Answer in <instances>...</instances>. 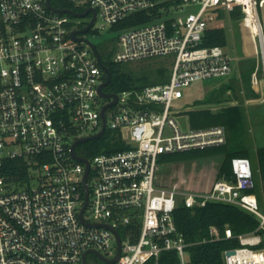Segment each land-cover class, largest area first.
I'll use <instances>...</instances> for the list:
<instances>
[{"label":"built area","instance_id":"obj_1","mask_svg":"<svg viewBox=\"0 0 264 264\" xmlns=\"http://www.w3.org/2000/svg\"><path fill=\"white\" fill-rule=\"evenodd\" d=\"M69 1L74 11H96L79 37L114 30L137 12L154 15L115 30L113 60L170 55V79L119 92L109 83L103 90L117 100L103 117V107L115 99L99 92L107 73L91 46L72 35L88 25L93 11L83 21L47 0H0V264H84L90 250L118 255L117 264H157L164 251L175 250L187 264L190 243L176 209L180 202L196 207L209 201L237 205L259 220L254 231L235 235L241 245L224 250L225 264H264V204L251 191L250 158L235 157L233 175L217 176L205 190L169 185L158 174L163 154L226 143L224 125L194 128L174 103L192 82L233 71L226 46L202 45L219 10L240 6L243 25L258 35L264 55V0ZM250 9L258 20L254 31ZM103 127L100 137L73 149ZM105 134L107 143L93 153L86 143ZM9 159L23 160L27 174L5 169ZM233 236L227 225L225 237ZM220 237L213 225L203 241Z\"/></svg>","mask_w":264,"mask_h":264},{"label":"trees","instance_id":"obj_2","mask_svg":"<svg viewBox=\"0 0 264 264\" xmlns=\"http://www.w3.org/2000/svg\"><path fill=\"white\" fill-rule=\"evenodd\" d=\"M57 7L76 8L69 0H51ZM77 9V8H76ZM227 11L219 10L217 20L208 27L204 33L202 45L226 46L228 43L227 30L222 25L224 14ZM231 18L243 17V9L236 6L228 11ZM154 15L147 11L132 14L127 19L113 26L114 30L134 24H140L152 19ZM98 48V47H97ZM99 51V49H98ZM101 57L102 54L99 51ZM103 59V57H102ZM109 67L112 79L109 89L119 92L124 89L142 87L145 85L164 83L170 79L169 69H159L161 76H150L147 73H137L133 70L122 68V63L113 59L103 60ZM226 87H233L232 84ZM224 88V86H223ZM215 95L212 94L206 101L198 100L196 105L184 111L188 115L189 122L194 128L207 127L221 124L226 127L227 141L222 145L208 146L205 148H196L187 151L163 154L160 163L173 162L180 159H191L196 157H208L211 155H223L218 177L233 175V159L235 157L250 158L249 145L252 141L249 130L248 117L243 105L228 104L219 110H213L212 104L217 102ZM252 123L264 122V107H259L251 113ZM261 131L255 133L257 170L259 179L256 181L252 192H256L259 200L264 202V126ZM107 143V134L101 139L88 141L86 144L92 147L93 153L99 152L103 145ZM90 154V153H88ZM5 169L20 170L22 175L27 174L28 167L21 159H9L5 162ZM255 178V174H254ZM175 218L179 229L183 232L186 240L190 243L187 248L189 260L187 264H225L224 250L241 245L239 238L235 235L240 233H249L254 231L259 220L250 212L230 203L209 201L204 206L187 207L180 202L175 212ZM217 226L221 237L212 241H203L209 237L211 226ZM230 226L234 236L225 237V227ZM145 264H156L155 259H150ZM157 264H181L180 257L175 250L164 251Z\"/></svg>","mask_w":264,"mask_h":264},{"label":"rangeland","instance_id":"obj_3","mask_svg":"<svg viewBox=\"0 0 264 264\" xmlns=\"http://www.w3.org/2000/svg\"><path fill=\"white\" fill-rule=\"evenodd\" d=\"M259 13L264 24V7L259 9ZM244 14L245 11L243 10V16ZM229 15L230 13L227 11L223 19H221V24L227 30L228 43L226 48L233 57L232 73L229 76H219L192 82L183 89L184 96L174 103V107L187 110L194 107L196 101H206L212 94L218 99L217 102L212 104L213 110H219L228 104L239 103L243 105L248 117L250 136L252 138L249 145L250 160L255 179L258 181L256 138L254 135L257 131H261L264 122L252 123L251 113L259 107H264V55L258 35L253 34L249 28L243 25V17L234 19ZM82 18L83 21L91 19L89 15ZM87 36L96 44L103 60L114 58V53L117 49V31L109 29L101 34L88 32ZM172 65L173 61L170 55L122 62L123 69L133 70L137 73H147L152 77L161 76L159 69H169L171 73ZM229 84H232L233 87H226ZM107 88L109 89V86ZM223 159V155H211L160 163L158 165L159 178L162 182L169 185L205 190L211 186L218 176ZM262 204L264 203L262 202ZM187 257L189 256L187 255ZM87 260L90 264H117L116 261H105L94 252L88 254Z\"/></svg>","mask_w":264,"mask_h":264},{"label":"water","instance_id":"obj_4","mask_svg":"<svg viewBox=\"0 0 264 264\" xmlns=\"http://www.w3.org/2000/svg\"><path fill=\"white\" fill-rule=\"evenodd\" d=\"M47 5H48L50 8H52V9H54V10H57V11H59V12H68V13H71V14L76 15V16H85V15L89 12V10L91 9V8H90V9H87V10L84 11V12H77V11H74L73 9H71V8H69V7H62V8H60V7H55V6L51 3V0H47ZM91 10H92L93 13H94V16H93L92 20H91V21L88 23V25L85 26L84 28H82V29H80V30H76V31H74V32L72 33V35H73L74 38H76V39H78V40L83 39L85 42H87V43L91 46V48L93 49L94 53L96 54V57H97V59H98V62H99V64H100V66H101V67L106 71V73H107L106 80H105V81L100 85V87H99V92H100V94H102V95L105 96V97L113 96L115 99H114L113 101H111L110 103L106 104V105L103 107V111H102V112H103V117H104V111H105L106 107L109 106V105H112V104L115 103L116 100H117V95H116V93H107V92H105V91L103 90V87L106 86V85H108V84L110 83V81H111V79H112V74H111V71H110L108 65L103 61V59H102V57H101V55H100V53H99V51H98V48H97L96 44H95L94 42H92L89 38H86V37H79V36H77V33H78V32H80V33L87 32V31L90 29V26L92 25V23L94 22V20H95V18H96V11H95V9H91ZM105 125H106V122H105V120H104V127H105ZM104 127H103V129H102L99 133H97V134H95V135L86 136V137H82V138L78 139V140L73 144V149H74L76 143H78V142H82V141H85V140L95 139V138L100 137L101 134L103 133ZM75 156H76L77 158H80V159L86 160L84 157H80V156H78V155H75ZM86 177H87V173H86V176H85V192H86V202H87V200H88V189H87V187H86ZM82 214H83V210H82V212H81V215H82ZM90 251L96 253L99 257H101L102 259H104V260L107 261V262H113V261H115V260L118 258V255H117L116 257H113V258H108V257L102 255L100 252H98V251H96V250H90ZM87 253H88V252H86V253L84 254V264H88V262H87Z\"/></svg>","mask_w":264,"mask_h":264},{"label":"bare ground","instance_id":"obj_5","mask_svg":"<svg viewBox=\"0 0 264 264\" xmlns=\"http://www.w3.org/2000/svg\"><path fill=\"white\" fill-rule=\"evenodd\" d=\"M249 13H250V14H249V16H248V20H249L250 22L254 21V22L252 23V27H253L254 29H257L258 20H257V18L255 17V15L252 13V9H250V12H249Z\"/></svg>","mask_w":264,"mask_h":264}]
</instances>
